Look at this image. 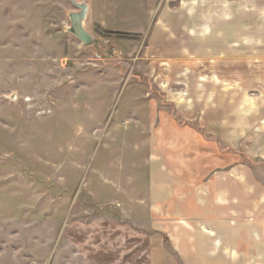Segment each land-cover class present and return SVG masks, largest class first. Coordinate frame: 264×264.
I'll list each match as a JSON object with an SVG mask.
<instances>
[{
  "label": "rangeland",
  "instance_id": "obj_1",
  "mask_svg": "<svg viewBox=\"0 0 264 264\" xmlns=\"http://www.w3.org/2000/svg\"><path fill=\"white\" fill-rule=\"evenodd\" d=\"M85 1L90 44L69 0H0V264H146L147 234L205 262L151 188L220 215L226 178L238 251L213 257L264 264V0Z\"/></svg>",
  "mask_w": 264,
  "mask_h": 264
},
{
  "label": "crops",
  "instance_id": "obj_2",
  "mask_svg": "<svg viewBox=\"0 0 264 264\" xmlns=\"http://www.w3.org/2000/svg\"><path fill=\"white\" fill-rule=\"evenodd\" d=\"M160 186L162 187H156L157 189L155 190L154 188H151V191L157 192H154V194H152L151 202H148L152 206L151 211L154 214L153 220L164 223L175 222L176 224L179 223V227L187 228L185 229L186 232H183L181 235L174 234V242L178 247L176 249L182 253L188 249L189 252L197 254L198 259L196 258V260H205V262L190 261L186 263L220 264L217 263L218 259L213 257L216 252H219L220 250L222 254H225L226 257L229 258L232 251H238L234 250V248H231V250L228 245L223 244L224 238H228V230L225 223H228L230 216L228 210V201L231 196V184L229 182V179L226 178L222 182H213L211 183V187L208 189L209 196H211L212 200L221 199L223 202L225 200L227 201L226 204L221 203L220 205H216L221 206L222 213L220 215L219 213H215L213 207L211 208V210H208L206 212H204L203 209L202 211H200L199 207H204L205 205H203L202 203H198L197 197H195V199L194 197H191V194L190 196L187 192H182V187L180 186H174L173 188L169 186L164 187L163 184H160ZM199 222V227L201 229H198L197 227ZM215 222L222 223V227L220 230L221 232L214 228ZM165 225L166 224H164V226L162 227L164 228ZM140 232L145 235V232L141 230ZM261 235H259V238H264V235ZM203 237L206 239L204 242L205 244L201 240ZM149 238L150 235L147 234L148 246L146 249V264H174L173 261H170V258L167 255L168 253L167 251H165L163 246L150 244ZM184 244H188V246L184 247ZM254 253H259L261 254L260 257H263L264 246L259 247V249L257 251H254ZM203 254L205 255L203 256ZM199 255L202 258H199ZM260 264H263V262L260 261Z\"/></svg>",
  "mask_w": 264,
  "mask_h": 264
},
{
  "label": "water",
  "instance_id": "obj_3",
  "mask_svg": "<svg viewBox=\"0 0 264 264\" xmlns=\"http://www.w3.org/2000/svg\"><path fill=\"white\" fill-rule=\"evenodd\" d=\"M69 1L77 8V10L68 13L70 23L65 29L83 44H90L93 41V35L85 28L83 23L88 10L87 2L85 0ZM14 97L15 95L12 94L11 98Z\"/></svg>",
  "mask_w": 264,
  "mask_h": 264
}]
</instances>
